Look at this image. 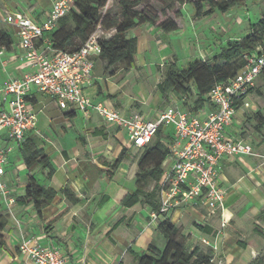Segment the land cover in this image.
Segmentation results:
<instances>
[{
  "label": "crops",
  "instance_id": "1",
  "mask_svg": "<svg viewBox=\"0 0 264 264\" xmlns=\"http://www.w3.org/2000/svg\"><path fill=\"white\" fill-rule=\"evenodd\" d=\"M54 1L35 0V3L25 9L22 14L42 22L50 14ZM243 8L248 10L245 6ZM236 20H242V17L238 15ZM1 25L2 19L0 27ZM6 29L13 37V45L10 51L5 47H0L2 51L0 54V110L8 109L4 94L1 92L4 83L11 78H21L32 71L31 64L22 59L23 50L17 30L11 26ZM115 33V29H110L108 35L111 37ZM132 34L129 36L138 39L137 68L145 65L146 61L143 57L145 53L151 51L152 44H155L154 37L160 38L161 41L158 43L161 42V45H164L162 51L168 49L162 39V31L155 26L138 27L132 30ZM47 46V40H43L40 47L44 49ZM99 59L104 61L103 74L102 72L94 73L93 85L86 90L94 102H106L125 114L137 112L149 119L157 118L160 112L169 107H180L181 102L174 95H170V101L164 104L160 92H154L152 88L149 89L145 103H141L143 106L134 104L136 100L123 102L120 91L112 82L115 75L110 76L107 72L105 75L108 76H104L107 61L97 57L96 64ZM120 66L123 64L113 67ZM248 98L246 102L250 107ZM36 99L37 130L28 135L40 138V148L49 155L56 171L51 179H47L46 171H43L40 166H34L30 172L37 180L36 171L40 172L43 178L48 180V184H41L38 180L40 185L53 188L58 194L55 200L43 210L41 216L37 214L32 204L19 205L15 202L11 205L7 199L0 196V216L7 220L4 231L6 244L0 249V264H31L29 257L20 251L21 244L26 240L44 247L60 249L71 264H134L130 250L141 254L152 243L159 248H164L166 239L157 229L158 221L151 218V209L142 205L132 208L121 205L124 195L132 193L135 189H129L119 180L127 179V181L134 182L138 172V158L134 159L132 154L136 152L133 153L130 150L129 143L127 144L124 139V134L128 138L126 132L107 124L95 111H92L88 118L81 116L83 126H77L79 120L77 123L74 122L79 119L78 114L72 118L67 117L65 116L67 111L62 112L51 98L45 101L47 104L38 96ZM51 103L61 111V114L53 117L45 128H49V131L61 139L62 142L58 143H55L54 137L42 131L45 130L44 127H39V114ZM145 105L149 106L147 111L144 110ZM212 111H214V106L207 105L195 114L190 113L204 118ZM235 117L233 123L226 129L227 135L234 139L244 140L251 144L258 154L264 156L263 132L256 130L252 133L248 132L244 127L243 115L238 119ZM54 125L56 127H52ZM168 127L163 128L164 133H170L175 137L174 128L172 131H167ZM104 128H115L120 131L119 135L124 139V142L121 140L118 142L113 158L109 156L111 144L100 141L101 138H107ZM74 131L76 132L75 138L71 136ZM6 145V134H2L0 148ZM123 148L129 150V156L111 177L108 171ZM173 149L174 153L164 163L165 171L171 168L175 160V151L178 149L176 140ZM140 150L137 149V153ZM28 173L29 170L23 163L20 152L16 151L9 157L3 178L10 190V197L15 201L18 196L25 193ZM115 181L118 183L114 186ZM220 184L226 190L224 218L230 220L228 224L223 225L221 211L214 216H208L207 210L200 204L196 207H183L171 212L170 218L172 223L179 227L187 245H197L204 250L213 251L215 259L219 262L239 263L243 259L246 246H239L238 235L233 231L237 233L240 231L232 228V225L236 222L235 226L242 230L240 224L243 216L241 215L249 219H256L260 216L262 220L260 222L264 223V160L249 156L224 160ZM66 186H69L79 199L77 204H70L63 195L62 189ZM190 219L197 224L207 226L208 230L212 229V233L204 234L195 225H191ZM203 240H206L209 246L203 244ZM253 252L257 253L255 249ZM255 258L256 256L251 260Z\"/></svg>",
  "mask_w": 264,
  "mask_h": 264
},
{
  "label": "built area",
  "instance_id": "2",
  "mask_svg": "<svg viewBox=\"0 0 264 264\" xmlns=\"http://www.w3.org/2000/svg\"><path fill=\"white\" fill-rule=\"evenodd\" d=\"M74 3L75 0H55L50 14L42 22L22 13L9 14L2 19V23L17 30L22 59L31 64L32 71L21 78L9 79L1 89L8 109L0 110V137L2 134L7 137V145L0 148V196L11 205L16 202L10 197L3 178L9 157L19 151L28 133L37 130L35 101L37 94L42 93L63 111L79 113L86 118L95 111L107 124L125 131L137 149L148 146L161 127L172 126L178 149L160 183L161 215L152 212L151 218L157 221L162 214L170 215L183 207L200 204L208 216L221 211L223 225L228 224L230 220L224 218L226 190L220 184L224 160L240 156L264 160L251 144L226 133L237 113V103L245 104L250 90L257 85L264 68L263 49L258 48L260 53L251 55L247 65L234 78L214 85L209 94L214 111L204 118L179 106L165 109L155 119L137 112L128 115L106 102H94L86 92L94 82L95 59L101 55L99 40L110 37L109 30L99 27L75 53H57L51 49L49 41L45 49L51 54L38 46L46 33L58 27L59 20L70 12ZM203 244L209 246L206 240ZM20 251L29 257L31 264H71L60 249L32 241H24Z\"/></svg>",
  "mask_w": 264,
  "mask_h": 264
},
{
  "label": "trees",
  "instance_id": "3",
  "mask_svg": "<svg viewBox=\"0 0 264 264\" xmlns=\"http://www.w3.org/2000/svg\"><path fill=\"white\" fill-rule=\"evenodd\" d=\"M146 1L118 0L119 16H109L103 12L109 0H75L70 12L59 20L58 27L46 33L38 46L40 47L43 40H47L51 44V49L57 53H75L84 46L99 27L106 30L115 29L116 33L113 36L99 40L100 58L107 61L105 72L110 75L117 71L118 67H113L117 64H123V70L129 72L136 66L138 53V39L130 37V31L144 25L155 26L162 31V39H166L169 34L177 33L180 29L176 20L168 19L159 22L157 16L152 17L139 12L138 7ZM158 1L165 4L168 9H173L176 4H192L194 18L201 20L214 16L216 13L226 14L232 9L243 7L248 0ZM12 45V35L0 27V47H5L10 51ZM258 48L264 51V13L257 22L251 24L245 36L229 38L212 58L192 61L183 68L178 67L175 58L165 64L161 69L162 79L157 86L164 104L170 101V95H174L181 102L180 108L194 114L205 106L211 105L209 94L214 85L234 78L247 65L251 55L260 53L257 51ZM260 77L264 79V68ZM252 93L262 98V109H264V84L262 88H252L249 96ZM193 94L195 95L193 106H188L186 101ZM243 105V102L237 103V111ZM65 116L72 118L75 113L65 112ZM254 119L255 130L263 132L264 136V114L258 111ZM163 128L158 130L154 140L148 146L141 149L135 178L136 188L132 193L125 194L121 200V205L126 208L142 205L160 214V183L165 173L164 163L174 153L173 146L175 145V137L172 134H165ZM40 143V138L27 135L24 143L19 147L21 158L29 173L25 193L16 198V203L19 205L32 204L37 214L41 216L43 210L55 200L58 192L53 188L40 185L30 172L37 165L46 171L47 179H51L55 174L56 170L52 160L40 148ZM128 156L129 150L123 148L108 171L111 177ZM62 193L70 204L74 205L79 202L69 186L64 187ZM157 221V229L166 239L165 247L159 248L152 243L141 254L130 250L134 264H217L216 260L212 261L215 258L213 251L204 250L197 245L185 244L179 227L172 223L170 215L162 214ZM6 226V218L0 216V249L6 244L4 236ZM195 227L206 235L212 233L207 226L195 224ZM249 264H264V255H259Z\"/></svg>",
  "mask_w": 264,
  "mask_h": 264
},
{
  "label": "rangeland",
  "instance_id": "4",
  "mask_svg": "<svg viewBox=\"0 0 264 264\" xmlns=\"http://www.w3.org/2000/svg\"><path fill=\"white\" fill-rule=\"evenodd\" d=\"M34 3L35 0H0V21L6 17L8 13H24V10L29 8ZM243 7L232 9L226 15L216 13L214 16L196 20L194 18L193 5L189 3L185 5L176 4L173 9H168L165 4L158 0H147L141 4L138 7L139 12H143L144 14H148L152 17L157 16L159 22H163L168 19L176 20L180 29L177 33L169 34L166 39H163L166 47L168 48L167 50L162 51L164 45L162 46L161 42L158 43V41H161L158 36L154 37L155 44H152L151 51L144 54L143 58L146 62L143 67L137 68L135 66L129 74L123 70L124 66L118 67L115 74H113L115 76L113 77L112 82L115 83L116 88L120 91L123 102L136 100L134 104L143 106L141 103H145L149 89L152 88L154 92L158 91L157 86L162 79L161 69H163V66L168 64L174 58L177 60L178 67L183 68L191 61L212 58L219 52V48L223 46L229 38H241L245 36L249 32L251 24L257 22L264 13V0H248L245 5L248 10H245ZM103 12L109 16H119L120 8L118 0H109L107 7L103 9ZM238 15L242 17V20H236ZM8 26L9 25L2 23L1 28L6 29ZM129 35H133L132 31L129 32ZM44 50L49 54L52 53L50 50L45 48ZM103 65L104 61L99 59L94 73L96 74V72H102L103 74ZM105 74L106 72H104V76L106 77L110 75ZM110 76H112V74ZM263 84L264 79L263 77H260L256 87L262 88ZM37 96L44 102L50 100L48 96L42 93L37 94ZM248 99L250 107L248 102H245L244 107L242 106L243 108L236 114L235 119H238V117L243 115L244 127L248 132L252 133L255 130L256 123L254 115L258 111H261L264 114V109H262L263 100L261 97L253 93ZM194 100L195 95L193 94V96L189 97L186 101L188 102V106H193ZM148 108V105L144 106V110L146 109L147 111ZM60 114L61 111L57 109L53 103L49 104V107L39 114V127L45 128V125L48 126V122L52 120L53 117ZM81 116L82 115L78 113L79 119L74 122L77 123L79 120L77 126H83ZM52 127H56V125ZM167 129V131H172L173 127L169 126ZM104 130L107 138H101L100 141L111 144V148L109 149V151H111L109 154L110 157L113 158L118 142H120V140L124 142V139L127 144L129 143L130 150L133 153L136 152L135 154H132L134 159L139 157L141 150L137 153V148L132 146L131 141L124 133V139H122L119 135L120 131L115 128H104ZM42 131L51 135V137H54L55 143L61 141L60 138H57L58 136L56 134L49 131V128H45V130ZM71 136L75 138L76 132H72ZM36 177L41 184H48V180L46 178L44 179L40 172L36 171ZM119 181L122 182V185L128 187L129 189L134 190L136 187L135 181L130 182L127 181V179H120ZM117 183L118 182L115 181L114 186ZM241 216H243L242 223L240 224L242 226V230L235 226L236 222H234L232 228L240 231V233L235 231L233 232L238 235L237 239L239 246L242 247L241 244H245L246 248H244L242 261L231 264H249L252 261V257L264 255V223L260 222L262 221L260 216L256 219H249L244 215ZM257 221H259V223H257ZM190 223L191 225L197 224L193 219H190ZM211 231L213 230L211 229ZM183 241L187 245L184 236ZM253 249H255L257 253L253 252ZM216 262L217 264H225L224 262L222 263V261L219 262L216 260Z\"/></svg>",
  "mask_w": 264,
  "mask_h": 264
},
{
  "label": "bare ground",
  "instance_id": "5",
  "mask_svg": "<svg viewBox=\"0 0 264 264\" xmlns=\"http://www.w3.org/2000/svg\"><path fill=\"white\" fill-rule=\"evenodd\" d=\"M225 219H226V217H225ZM226 220H228V219H226Z\"/></svg>",
  "mask_w": 264,
  "mask_h": 264
}]
</instances>
